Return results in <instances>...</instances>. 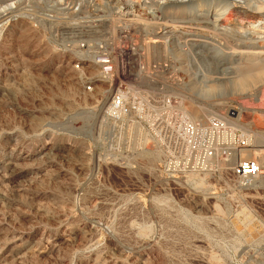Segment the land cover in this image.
Segmentation results:
<instances>
[{"label": "rangeland", "instance_id": "374dc122", "mask_svg": "<svg viewBox=\"0 0 264 264\" xmlns=\"http://www.w3.org/2000/svg\"><path fill=\"white\" fill-rule=\"evenodd\" d=\"M109 1L0 4L14 11L0 20V264H264V128L254 125L264 113V11L205 0L193 11L208 18L174 22L153 50L168 69H157L156 85L184 97L193 118L240 112L249 148L263 149L260 174L242 184L228 170L185 168L176 127L103 126V88L83 90L69 42ZM225 30L238 40L215 34ZM223 55L237 62L221 64ZM246 56L255 76L244 77ZM239 77L236 92L183 89Z\"/></svg>", "mask_w": 264, "mask_h": 264}, {"label": "built area", "instance_id": "2783aa9c", "mask_svg": "<svg viewBox=\"0 0 264 264\" xmlns=\"http://www.w3.org/2000/svg\"><path fill=\"white\" fill-rule=\"evenodd\" d=\"M109 23L86 30L78 42L80 56L72 63L85 92L95 93L99 83L106 89L100 111L103 126L176 127L185 168L198 173L228 170L232 179L242 184L256 178L261 172L258 157L238 154L252 145V134L236 121L234 113L193 118L184 97L156 85L157 69L168 70L166 65L147 62L141 54L144 51L137 52L135 35L124 37L126 33L119 31V18L112 30L102 26ZM95 68L93 77L89 70ZM163 168L166 171L167 167Z\"/></svg>", "mask_w": 264, "mask_h": 264}, {"label": "bare ground", "instance_id": "6f19581e", "mask_svg": "<svg viewBox=\"0 0 264 264\" xmlns=\"http://www.w3.org/2000/svg\"><path fill=\"white\" fill-rule=\"evenodd\" d=\"M5 1H7V0H0V4L5 2ZM67 1L69 2V0H67ZM114 1L116 3H111V2H113V0H110L107 5L105 3L104 5L96 6L94 9H92L94 12H92L91 14L92 15L94 14V16L89 17V18H92V20H90V21L87 20L86 22L85 21L81 22V24L79 26H77V27H79L80 30H82L80 32L83 33V34L80 33V34H82L80 36L82 37L86 33V32L84 33L83 29L88 28L90 30H93L94 27L98 26V24L104 23V21H110V23L108 25L103 24L102 26L108 27V28H106V30H108V29L112 30L111 28L114 27V24H115L117 18H119V31L122 30V33H126V35H124V37L125 36L130 37V36L135 35L134 43L137 46L136 47L137 52H139L140 50H143L144 53L141 52V54H143V56H144V58H145V60L147 62L148 61L149 62H155L154 51H153L154 48H155V44H156V42H158V44L164 42L163 41V37L160 38L161 36L160 37L156 36L157 33L162 32V31H165V33L166 32L167 33L171 32L175 27H177V26L174 25V22L190 23L192 21V18H194V19L195 18H203L205 16L204 14L202 15V13L201 14H197L195 11H193L194 7H196L197 9H201L202 3L205 0H164L162 2L158 1V0H144L142 4L141 3L138 4L140 7L139 6L131 7L132 3H129L128 2L129 0H114ZM218 1H222V0H218ZM227 1L231 2L233 4V7H235V8H241V7L245 8V5H247L246 6L247 8L251 7V9L253 11H256L258 13L264 11V0H253V1L256 2L255 5H249V0H243L242 2L240 0H223V2H225V3H228ZM151 8L152 9H157L156 12L159 13V14L161 13V15H159V14L154 15V14L150 13V12H153L151 10ZM9 9H11V8H6L7 12L5 14H1L5 10L0 12V20L3 19L4 16H5V18L12 16L11 13L13 14L14 11H8ZM99 12H102V14H101V17L97 18V16L95 14L99 13ZM116 12L119 13V17H113V14H115ZM133 12H136V13L134 14ZM131 13H133V14H131ZM89 14L90 13L87 12V15L91 16ZM151 14H152V16H151ZM143 16H145V17H143ZM166 16H171V17H173V19H167L164 23H160L159 20H156V19L162 20ZM146 17L148 19H152V20H148V19H146ZM85 18H87V17H85ZM204 18H208V17H204ZM216 22H217L216 20L215 21H211V22H209L208 20L207 21H203L204 26H207V27L208 26H212V28H213V26H218V24ZM158 26H160V28ZM218 29H220V28H218ZM235 32L239 33L238 30H235ZM230 33L231 34H235V33L231 32L229 30H225L223 34L220 33V32H216L215 34L216 35H222V39L224 40L225 43H228V42H231V41H237L238 39H233V38L230 37V35H231ZM142 38H144V40L141 41L140 39H142ZM173 38L174 37L169 38V39L172 40ZM78 42H79V39H77L74 43L72 41H70L69 42L70 43L69 46H71V44H74V46H75L74 49H77ZM171 42L173 43V40ZM181 43H182V41H181ZM185 43H186V46L189 45V44H187V42H185ZM194 45H195V43H192L189 46L193 47ZM200 46L202 47L203 45L201 44ZM213 49H214V52H215L216 48L214 47ZM261 53L262 52H260V55H261ZM76 54L78 55V56H76V58H79L80 52L77 51ZM212 56L216 57V55H212ZM225 57L227 58L228 56H225ZM225 57L223 55V57H220L219 59H217L218 62H221L222 59H224V62H222L221 64L231 63V62H235V61L237 62V60H232L231 58H227V60H226ZM246 57H247L246 58L247 61L243 62L244 67H245L244 70L246 72L244 77L255 76V73H252V70L254 68H257V65H256L257 63L248 62V61H252V60L248 56H246ZM214 59H212V60L214 61ZM213 63H215V65H216V62H213ZM260 65L261 64H259V66ZM92 67L94 68L95 66H92ZM225 68H229V66L227 65ZM89 73H90V75H93V77H95L96 74H97V69L96 68L95 69H91V70H89ZM262 75L263 74H261V76ZM227 76H230V75H227ZM219 79H220V77H219ZM240 79H241L240 77L238 79H226V80L224 79V80H222V82L220 81V83L218 82L217 84H209L207 86L206 85L205 86L204 85L197 86L196 84L193 85L192 83H189V82L186 83L187 82L186 81V82L183 83V85L186 83L183 86V89L184 90H195V88L196 89L198 88L197 90H199V88H200L198 94H201V95L202 94L204 95L205 93L208 94L209 91H212V92H210L211 95H212V93L214 94L215 90H217V91L220 90L219 92H221V91L223 92L224 89H225V91L229 92L230 88L233 89V91H235V90H237L235 88H237L239 85H242L241 84V80L242 79L241 80ZM99 87L103 88V91L101 93L98 92V94H101L99 96L101 97V105H102L100 109H102L104 101H105L104 95L106 94V89H105V87H104V85L102 83L97 84V90L99 89ZM225 91H224V93H226ZM222 92H221V94H222ZM217 95H218V93H217ZM259 101H261V98H259ZM208 104H210L212 106L219 107V106H221L223 104V102H221V101H212V102H210ZM262 105H263V103H262ZM246 106L247 105L243 104V102H242L241 109L242 108H247ZM248 107L250 108V106H248ZM260 107L261 106H259V108ZM263 108H264V106H263ZM186 109L189 112V114L192 116L193 114L191 112L190 105H186ZM197 109L203 111V109H205V108H203L202 106H197ZM220 109H222V108H220ZM230 112H232V110H230ZM233 113H234V118L236 119V121H238V123L242 127L245 128V125H242L241 122L239 121L240 112L235 114V111H233ZM258 114H260V113H258ZM262 115L261 114L259 115V116H262V118L261 117H255L256 120H254L255 122L253 121L255 127L264 128V113ZM246 130L249 131V129H246ZM256 140H258L257 136L255 137L253 142L256 143ZM254 147H255V145H254ZM262 151H263V149L255 147V148H247V149H244V150L241 149V150L238 151V154H239L240 157H250V156H255V154L262 153Z\"/></svg>", "mask_w": 264, "mask_h": 264}]
</instances>
